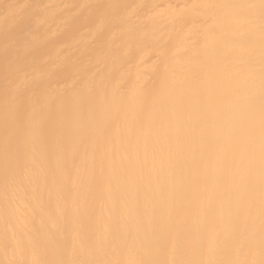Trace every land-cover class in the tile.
I'll return each instance as SVG.
<instances>
[{
    "label": "bare ground",
    "instance_id": "obj_1",
    "mask_svg": "<svg viewBox=\"0 0 264 264\" xmlns=\"http://www.w3.org/2000/svg\"><path fill=\"white\" fill-rule=\"evenodd\" d=\"M0 264H264V0H0Z\"/></svg>",
    "mask_w": 264,
    "mask_h": 264
}]
</instances>
